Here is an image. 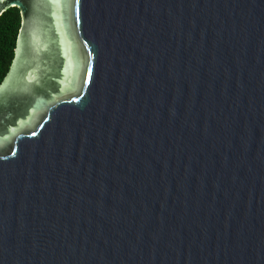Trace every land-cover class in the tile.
<instances>
[{
	"label": "water",
	"instance_id": "water-1",
	"mask_svg": "<svg viewBox=\"0 0 264 264\" xmlns=\"http://www.w3.org/2000/svg\"><path fill=\"white\" fill-rule=\"evenodd\" d=\"M0 264H264V0H0Z\"/></svg>",
	"mask_w": 264,
	"mask_h": 264
},
{
	"label": "trees",
	"instance_id": "trees-1",
	"mask_svg": "<svg viewBox=\"0 0 264 264\" xmlns=\"http://www.w3.org/2000/svg\"><path fill=\"white\" fill-rule=\"evenodd\" d=\"M21 23V14L17 8L7 9L0 16V84L8 73L14 58Z\"/></svg>",
	"mask_w": 264,
	"mask_h": 264
},
{
	"label": "snow or ice",
	"instance_id": "snow-or-ice-1",
	"mask_svg": "<svg viewBox=\"0 0 264 264\" xmlns=\"http://www.w3.org/2000/svg\"><path fill=\"white\" fill-rule=\"evenodd\" d=\"M77 3H79V0H76Z\"/></svg>",
	"mask_w": 264,
	"mask_h": 264
}]
</instances>
